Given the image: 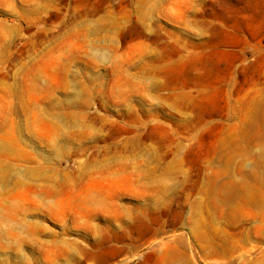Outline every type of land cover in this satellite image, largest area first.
Masks as SVG:
<instances>
[{"label":"rangeland","instance_id":"rangeland-1","mask_svg":"<svg viewBox=\"0 0 264 264\" xmlns=\"http://www.w3.org/2000/svg\"><path fill=\"white\" fill-rule=\"evenodd\" d=\"M0 264H264V0H0Z\"/></svg>","mask_w":264,"mask_h":264},{"label":"bare ground","instance_id":"bare-ground-1","mask_svg":"<svg viewBox=\"0 0 264 264\" xmlns=\"http://www.w3.org/2000/svg\"><path fill=\"white\" fill-rule=\"evenodd\" d=\"M141 226H142V225H141ZM141 226H140V227H141ZM134 228H135V227H134ZM137 229H138V228H137Z\"/></svg>","mask_w":264,"mask_h":264}]
</instances>
